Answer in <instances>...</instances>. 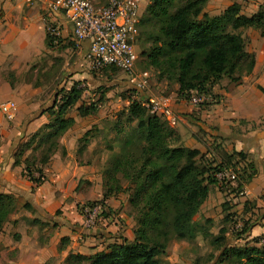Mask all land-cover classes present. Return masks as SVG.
Wrapping results in <instances>:
<instances>
[{"label":"trees","instance_id":"trees-1","mask_svg":"<svg viewBox=\"0 0 264 264\" xmlns=\"http://www.w3.org/2000/svg\"><path fill=\"white\" fill-rule=\"evenodd\" d=\"M206 1L148 0L145 13L136 24L135 42L139 25L143 26L144 37L149 42L148 65L154 67L159 76L175 82L178 93L188 98L192 94L211 96V86L220 78L236 83L247 74L253 65V54L244 49L241 29L253 27L258 28L260 34L264 33L263 5L249 16L240 14L234 3L218 14L209 15L203 10ZM44 42L46 46H54L58 40L53 43L44 33ZM106 68L117 69L105 66L100 70ZM77 85L73 82L67 90H61L58 97L56 94L53 103L41 110L47 121L15 147L13 163H21V174L35 185L44 180L41 168L59 147L58 137L73 123L66 112L79 100ZM96 107L92 102L80 104L76 113L85 116L95 112ZM120 115L123 119L117 130L122 131L121 123L134 121V125L123 141L128 148L120 155H112L110 167L105 169L106 181L112 183L102 197L119 190L115 181L117 172L130 182L128 203L136 211L133 237L112 242L105 250L89 255L70 253L65 258L66 264H159L158 255L171 237L190 239L194 236L192 217L207 196L210 185L222 188L230 184L234 187L232 190L240 191L255 171L243 151L227 154V160L234 156L242 163L240 173L229 161L221 160L213 168L197 163L199 150L170 144V140L179 139L177 133L161 116L150 113L140 100H131ZM87 131L78 141L87 139ZM60 148L64 152L63 147ZM25 150L29 153L38 150V157L29 159ZM225 166L235 171L234 180L216 178L215 174ZM14 209L13 195L0 192V229ZM224 232L220 229L213 239L219 248ZM254 242L260 246L246 243L223 247L220 259L232 264H264V244L257 239Z\"/></svg>","mask_w":264,"mask_h":264},{"label":"crops","instance_id":"crops-1","mask_svg":"<svg viewBox=\"0 0 264 264\" xmlns=\"http://www.w3.org/2000/svg\"><path fill=\"white\" fill-rule=\"evenodd\" d=\"M232 3L237 4L239 13L245 16L264 6V0H207L203 10L215 15ZM39 7H28L22 0H0V66L22 67L38 58L45 47L61 46L62 56L68 59L82 57L86 42L74 41L75 46L65 44V37L71 41L73 38L69 24L60 14L55 15L60 26L58 42L54 46L45 45L41 21L44 11L41 5ZM241 36L245 51L253 54L251 70L236 83L220 78L211 86V93L216 96L206 97L210 103L207 106L194 107L178 100L171 103V109L178 113L194 111L203 120L202 125L216 128L206 133L210 141L216 140L226 153L243 151L250 156L248 159L255 171L241 190L230 188L212 193L213 185H210V195L207 193L199 207L205 206L211 197L214 199L213 194L218 198L223 196L226 202L221 206H232L235 212L255 219L245 231L246 241L254 242L257 236L264 234V33L260 34L258 28L246 27L241 29ZM33 93L27 85L0 83V103L11 100L15 104L10 120L0 112V192L12 194L15 200V209L0 229V264H66L68 254L89 255L105 250L108 244L118 242L120 236L117 230L120 226L113 223H105L104 230L95 229L88 234L82 228L77 231L71 226L76 222L82 225L81 214L75 206L83 199V194L76 190L75 171L79 167L69 158L80 150L76 147L80 137L77 129H67L58 137V148L62 146L64 153L51 154L41 168L44 180L40 184H33L21 174V163H13L16 145L47 121L41 110L48 105L35 99ZM154 93L141 91L134 98L143 103L156 96ZM71 117L75 125L76 118ZM185 118L190 119V116ZM225 140L228 144L223 143ZM185 146L204 152L202 144L195 140ZM107 198L101 195L103 201ZM124 235L130 238L128 229ZM62 238L65 241L62 242ZM248 243L260 246L256 242Z\"/></svg>","mask_w":264,"mask_h":264},{"label":"rangeland","instance_id":"rangeland-1","mask_svg":"<svg viewBox=\"0 0 264 264\" xmlns=\"http://www.w3.org/2000/svg\"><path fill=\"white\" fill-rule=\"evenodd\" d=\"M90 1L102 2L104 0ZM146 1L148 0L139 1V18H142L145 13ZM27 6L40 8L39 2H31ZM38 12L42 15L41 9ZM41 21L42 29L45 33L44 22L43 20ZM142 29L143 26L139 25V35L134 43V50L137 56L133 65L135 70L147 71V86L142 90L132 88L127 82L126 74L123 71L112 68L93 71L86 66L82 57L77 60L74 58L68 59L66 56L63 57L61 46L45 47V50L41 51L38 58L22 67L10 69L8 65L0 66V83L7 81L8 84L11 83V86L13 84L27 85L33 89V97L42 100L47 105L53 103L55 95L57 94L56 97H58L61 90H67L73 82L78 84L77 86L80 87L79 100L66 112V116L71 117L73 115L76 118V124H71L67 129H77L80 136L88 130V137L85 141L76 140V147L81 145V149L76 150L69 157L74 159L79 167L75 171L77 176L76 190L83 194V199L78 200L75 206L81 214V218L83 205L97 206L99 209L95 217V223L92 226H85L83 222L82 225L76 222L71 226L76 228L75 230L77 231L82 228L88 234L91 230H100V228L104 230L107 226H104L105 223H113L120 226L117 229L120 230V241H128L133 237L132 228L135 226L136 211L128 203L132 185L117 172L115 181L119 185V190L108 195L107 201L101 199L104 190L109 183H112V181H106L105 169L110 167L112 155H120L124 149L128 148V146H124L123 141L131 126L134 125V121L130 124L121 123L123 126L122 131L117 130L118 127L120 128V122L123 119L120 111L124 110L131 100H136L134 97H136L138 92L146 90H151L153 93L156 92L154 93L156 96L151 98H166L170 108L171 103L178 100L191 104L185 94L178 93L175 82L159 76L158 71L148 65L146 54L149 42L145 39ZM63 40L65 44L75 46L74 41H71L68 37ZM65 60L67 61L65 62ZM211 96L213 98L216 95L211 93ZM206 99L191 105L194 107L207 106L210 103ZM91 102L97 105L96 111L85 116H78L76 107L80 104L86 105ZM178 115L180 119L177 123L168 126L177 133L179 139L177 141L170 140V144L192 145L193 140H195L202 144L204 149V152H199L196 158L197 163L213 168L221 160L224 162L229 161L240 173L243 167L242 163L234 156L227 160L228 153L223 151L220 143H216V140L210 141L208 134H206L212 133L216 129L214 126L202 125L203 120L194 111L190 113L179 112ZM186 115H189L190 119L185 118ZM205 142L206 144H204ZM226 142L228 140L223 143L228 144ZM56 151L60 155L64 153L61 148H57ZM28 153V150L24 151L25 155ZM28 156L29 159L31 156L38 157V150L29 153ZM248 158L250 159V156H247ZM230 188L233 189L234 187L230 184L222 188L213 185L211 186V191L212 193L221 192L222 189ZM213 195L215 198L211 197L210 201L205 206L199 207L192 217L196 229L194 236L190 239L171 237L164 251L158 255L159 264H232L228 260L220 259L219 254L223 247L250 244L248 241L254 243L250 239L246 241L245 231L254 223L255 219L246 218L241 212H235L236 210L232 209V206L228 208L221 206L222 202H226L223 196L218 198L215 194ZM122 227L125 228L122 229ZM126 229H128L130 234L129 239L124 235ZM220 229H224L225 232L222 245L219 248L217 244L213 243V239ZM261 236L262 234L256 237L257 242H259ZM119 240L118 242H120ZM261 243L264 244V242Z\"/></svg>","mask_w":264,"mask_h":264},{"label":"built area","instance_id":"built-area-1","mask_svg":"<svg viewBox=\"0 0 264 264\" xmlns=\"http://www.w3.org/2000/svg\"><path fill=\"white\" fill-rule=\"evenodd\" d=\"M26 5L39 2L44 11L42 16L45 33L55 43L60 37V26L55 15L60 14L70 26L71 36L76 43L85 41L86 49L82 59L86 66L99 71L105 66H113L126 74L129 85L142 90L147 86V71L135 70L134 50L137 33L138 7L140 0H104L96 3L90 0H22ZM206 99L203 94H194L188 98L191 104ZM150 113L161 116L167 125H173L180 119L166 102V98L147 99L143 104ZM15 104L11 100L0 103V112L5 119L13 116ZM219 180H234L235 171L230 166L223 167L215 174ZM99 207L82 206V222L92 226ZM264 242V234L259 242Z\"/></svg>","mask_w":264,"mask_h":264}]
</instances>
